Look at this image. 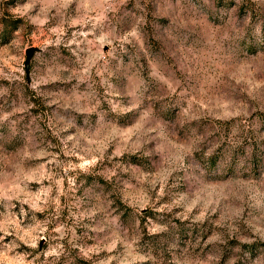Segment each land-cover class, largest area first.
Listing matches in <instances>:
<instances>
[{"label": "rangeland", "instance_id": "rangeland-1", "mask_svg": "<svg viewBox=\"0 0 264 264\" xmlns=\"http://www.w3.org/2000/svg\"><path fill=\"white\" fill-rule=\"evenodd\" d=\"M0 264H264V0H0Z\"/></svg>", "mask_w": 264, "mask_h": 264}, {"label": "water", "instance_id": "water-1", "mask_svg": "<svg viewBox=\"0 0 264 264\" xmlns=\"http://www.w3.org/2000/svg\"><path fill=\"white\" fill-rule=\"evenodd\" d=\"M32 50H33V47H31V46L26 49V51H25L26 58H28V56L30 55V53H31Z\"/></svg>", "mask_w": 264, "mask_h": 264}]
</instances>
